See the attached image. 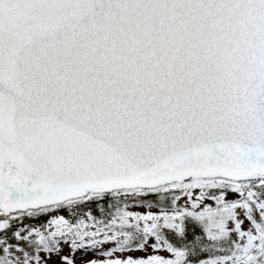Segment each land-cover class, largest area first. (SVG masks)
Masks as SVG:
<instances>
[{"label":"snow or ice","instance_id":"snow-or-ice-1","mask_svg":"<svg viewBox=\"0 0 264 264\" xmlns=\"http://www.w3.org/2000/svg\"><path fill=\"white\" fill-rule=\"evenodd\" d=\"M77 253L264 264V0H0V264Z\"/></svg>","mask_w":264,"mask_h":264},{"label":"trees","instance_id":"trees-1","mask_svg":"<svg viewBox=\"0 0 264 264\" xmlns=\"http://www.w3.org/2000/svg\"><path fill=\"white\" fill-rule=\"evenodd\" d=\"M131 194L125 195V190H120L119 193L113 194L112 196V205L113 207L110 209L108 215L101 217V221H105L108 219V216H112L113 218L115 216L122 215V209L121 206L127 203H130L132 205H153V208L157 207H167L170 201H174L176 197L181 193L179 189L173 190L171 185H163L158 187L155 192L156 195L143 197L135 190L129 189L127 190ZM147 191V190H145ZM119 209V211H117ZM99 226H106L104 223H100ZM213 242V243H212ZM208 241L207 244L209 246V251L213 254H219V249H227L229 247V241L227 239L223 240H215V241ZM211 243V244H210Z\"/></svg>","mask_w":264,"mask_h":264},{"label":"rangeland","instance_id":"rangeland-1","mask_svg":"<svg viewBox=\"0 0 264 264\" xmlns=\"http://www.w3.org/2000/svg\"><path fill=\"white\" fill-rule=\"evenodd\" d=\"M184 193H182V195H180V197H183ZM181 204L184 203L183 199H181L180 201ZM129 211H132V212H144L146 210V206H132L130 208H128ZM152 211H156L154 208H152ZM97 226L93 225V229L96 228ZM102 229V228H101ZM92 230V229H90ZM110 231H114L115 229H109ZM212 242V241H210ZM213 243V242H212ZM211 244V243H210ZM65 251H67V248L65 247ZM89 256H91L92 254L89 253L88 254ZM131 255H134V256H141V255H144V253H141V252H133L131 253ZM97 259H99L100 257H96ZM81 259H82V254L81 253H77L76 254V260H77V264H81ZM83 259H87V257H83Z\"/></svg>","mask_w":264,"mask_h":264}]
</instances>
